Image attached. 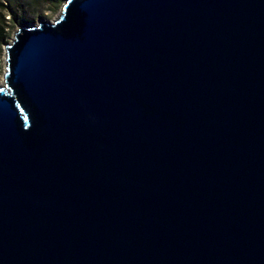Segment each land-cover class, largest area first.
I'll return each mask as SVG.
<instances>
[{
    "label": "water",
    "instance_id": "1",
    "mask_svg": "<svg viewBox=\"0 0 264 264\" xmlns=\"http://www.w3.org/2000/svg\"><path fill=\"white\" fill-rule=\"evenodd\" d=\"M0 86V264H264V0H65Z\"/></svg>",
    "mask_w": 264,
    "mask_h": 264
},
{
    "label": "rangeland",
    "instance_id": "2",
    "mask_svg": "<svg viewBox=\"0 0 264 264\" xmlns=\"http://www.w3.org/2000/svg\"><path fill=\"white\" fill-rule=\"evenodd\" d=\"M7 6L16 3L22 5L17 10V22L7 25L5 29L6 41L0 46V82L4 79L5 73V46L12 41L13 35L19 26H35L40 22H52L60 14L61 7L65 0H1ZM9 20V17H6ZM9 22V21H8Z\"/></svg>",
    "mask_w": 264,
    "mask_h": 264
},
{
    "label": "trees",
    "instance_id": "3",
    "mask_svg": "<svg viewBox=\"0 0 264 264\" xmlns=\"http://www.w3.org/2000/svg\"><path fill=\"white\" fill-rule=\"evenodd\" d=\"M18 9H22L20 3H16L13 6H7L0 0V46L6 41L5 29L7 28V25L17 22L16 14ZM6 17H9V20H6Z\"/></svg>",
    "mask_w": 264,
    "mask_h": 264
},
{
    "label": "bare ground",
    "instance_id": "4",
    "mask_svg": "<svg viewBox=\"0 0 264 264\" xmlns=\"http://www.w3.org/2000/svg\"><path fill=\"white\" fill-rule=\"evenodd\" d=\"M3 83H4V82H3V80H2V81L0 82V86H2V85H3Z\"/></svg>",
    "mask_w": 264,
    "mask_h": 264
}]
</instances>
